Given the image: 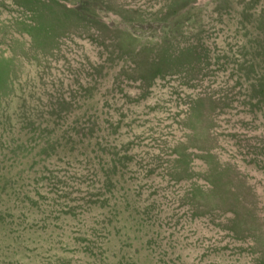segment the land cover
Segmentation results:
<instances>
[{
    "label": "rangeland",
    "instance_id": "obj_1",
    "mask_svg": "<svg viewBox=\"0 0 264 264\" xmlns=\"http://www.w3.org/2000/svg\"><path fill=\"white\" fill-rule=\"evenodd\" d=\"M0 264H264V0H0Z\"/></svg>",
    "mask_w": 264,
    "mask_h": 264
}]
</instances>
